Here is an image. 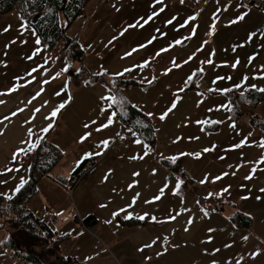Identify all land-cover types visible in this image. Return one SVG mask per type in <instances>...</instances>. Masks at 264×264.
Returning a JSON list of instances; mask_svg holds the SVG:
<instances>
[{
    "label": "crops",
    "instance_id": "obj_1",
    "mask_svg": "<svg viewBox=\"0 0 264 264\" xmlns=\"http://www.w3.org/2000/svg\"><path fill=\"white\" fill-rule=\"evenodd\" d=\"M7 15L0 23V194L12 196L27 178L30 150L14 154L46 136L62 160L26 207L43 220L68 219L64 233L53 229L79 246L72 250L79 254L67 253L76 264L78 255L83 264H264V100H236L232 119L227 93L264 89V10L239 0H89L67 29L84 51L81 63L68 61L61 43L43 48L15 11ZM81 68L87 74L75 76ZM128 104L154 122L155 147L115 116L113 107ZM117 133L128 141L119 152ZM86 154L94 164L72 189L56 180L67 182ZM159 157H182L191 186L177 189L178 177ZM66 192L79 208L54 204L51 194ZM236 211L250 217L249 227L231 221ZM88 214L98 218L93 228L81 223ZM117 216L148 223L123 226ZM85 234L97 241L91 255L81 251ZM4 236L0 230V242ZM0 264L21 263L0 246Z\"/></svg>",
    "mask_w": 264,
    "mask_h": 264
},
{
    "label": "trees",
    "instance_id": "obj_2",
    "mask_svg": "<svg viewBox=\"0 0 264 264\" xmlns=\"http://www.w3.org/2000/svg\"><path fill=\"white\" fill-rule=\"evenodd\" d=\"M89 0H0V14L17 11L22 20L36 34L40 45L45 49H51L62 44L64 55L68 61L82 62L84 51L76 42L70 43L67 29L79 17ZM240 1V0H239ZM243 3L242 1H240ZM244 4V3H243ZM246 5V4H245ZM249 6V5H247ZM252 7V6H251ZM64 20V25L61 23ZM87 74L81 68L75 76ZM91 79L93 77H90ZM122 76L114 77L118 83L129 84L121 80ZM230 99L229 116L234 119L239 115L235 101L259 103L264 100V91L247 89L242 93L227 92ZM114 108L117 119L141 138L145 147L153 148L156 145L155 124L151 118L141 109L128 104L121 111ZM212 127V126H209ZM47 133H45L46 135ZM38 147L27 152V178L19 187V190L6 197L0 194V230L5 233L0 242L3 253H11L13 258L21 264H75L76 259L60 253V246L66 240V235L58 234L45 220L27 209V203L38 193V183L43 177L50 176L51 169L62 158L63 153L46 136L36 142ZM161 166L178 177L177 189L184 191L191 186L187 173L183 170V158L166 159L159 157ZM94 164V158L87 157L74 168L67 182L56 179L60 183H68L73 188L82 179L87 170ZM123 226L143 227L148 221L134 217L123 218L117 216ZM231 221L237 227H249L250 217L236 211L231 216ZM81 223L93 228L98 223L94 214L86 215Z\"/></svg>",
    "mask_w": 264,
    "mask_h": 264
},
{
    "label": "rangeland",
    "instance_id": "obj_3",
    "mask_svg": "<svg viewBox=\"0 0 264 264\" xmlns=\"http://www.w3.org/2000/svg\"><path fill=\"white\" fill-rule=\"evenodd\" d=\"M13 12H14V10H13ZM16 12V14H17V16L20 18L21 16L19 15V13L17 12V11H15ZM9 17H12V16H9ZM8 19H10V18H8V15H7V13H5V14H0V23H1V21H5V20H8ZM61 23L64 25V20L63 19H61ZM7 28H9V29H11L10 30V32H13V29L15 28V24H12V22L11 21H9L6 25H5ZM0 29H2V27H0ZM29 31H31L32 33H34L31 29H29ZM73 33H71L70 35H72ZM2 35H4V34H2ZM1 40H5L4 38H2V37H0V41ZM55 49H57V47L55 48ZM65 58H66V56H65ZM66 159V158H65ZM61 160H62V158L59 160L60 162H61ZM64 162L65 163H67L68 161H67V159L66 160H64ZM81 162V161H80ZM79 162V163H80ZM78 163V164H79ZM77 164V165H78ZM56 165V164H55ZM54 165V166H55ZM76 165V166H77ZM75 166V167H76ZM74 167V168H75ZM74 168H73V170H74ZM53 169V168H52ZM51 169V170H52ZM72 170V171H73ZM57 179H60L59 177L57 178ZM53 197H54V204L56 205V206H58V205H60V204H62V203H66V204H68V203H71V204H73V205H75L77 208H79V203H78V197H74V201L72 202L69 198H68V193L66 192V193H64L63 195H60V193H52L51 194ZM85 205L83 206V207H85V208H87L88 206L90 207V203H89V201L87 200V198H85V199H82L81 200ZM46 222H48V224L52 227V228H54V229H58V231L59 232H62V233H64V231L66 230V227L68 226V225H70V223H68L67 222V220L68 219H65L64 217H53L52 215H50V216H48L47 218H45L44 219ZM60 223H62L61 225H60ZM72 232V234H74V232L73 231H71ZM91 232H92V230H91ZM93 234V233H92ZM86 236L84 237V238H82L81 239V243L82 242H84V249H82L81 251L84 253V254H86V255H88V254H92L93 253V249H94V247H95V244H96V239L93 237V236H91L92 238H90V240L88 239V234H85ZM74 242V241H73ZM77 243V242H76ZM79 246H74V245H69V244H65L64 243V241L62 242V244H61V246H60V253L61 254H64V255H67V253H69V254H74V255H77V254H79L78 253V251H76V253H73V251L72 250H76V248H78ZM79 256V262H78V264H83V262L81 261V255H78ZM75 264H76V262H75Z\"/></svg>",
    "mask_w": 264,
    "mask_h": 264
},
{
    "label": "snow or ice",
    "instance_id": "obj_4",
    "mask_svg": "<svg viewBox=\"0 0 264 264\" xmlns=\"http://www.w3.org/2000/svg\"><path fill=\"white\" fill-rule=\"evenodd\" d=\"M159 2H161V0H157V3H159ZM163 9H161V11H162ZM246 15V14H245ZM152 17H149V19H151ZM195 17H193V19H194ZM244 18V16L243 15H241L240 17H238V20H242ZM147 22V21H146ZM171 21H169V23H170ZM233 22H236V21H233ZM135 25H132V26H130V27H134ZM121 34H123V33H121ZM251 35H255V34H250V38H251ZM37 43H39V41H37ZM177 43H179V41H177ZM251 59V58H250ZM209 62H211V61H209ZM33 71H35V69L33 70ZM261 91H264V89H261ZM109 99H111L112 100V103L113 104H116L117 103V100H116V98L115 97H110ZM111 106V105H110ZM60 107H63V105H60ZM172 107L174 108L175 107V104H173L172 105ZM170 110V109H169ZM37 111H39V109H37ZM57 115V111H53L52 113H51V116L52 117H55ZM114 115V114H113ZM164 117L163 116H161V119H163ZM47 119V118H46ZM112 123V118L110 117L109 118V120H108V124H111ZM108 124H105V125H103V127H107L108 126ZM51 127V125H49L48 127H45V128H43V129H41V131L42 132H44V133H47L48 132V130H49V128ZM86 127H87V125H86ZM98 131L100 130V129H97ZM32 135V132H31V130H29V136H31ZM87 138V136H85V137H82V140L83 139H86ZM105 144L107 143V142H104ZM137 143H139V141H137ZM262 147H264V144H262L261 145ZM36 147H38V145L36 144V143H32L30 146H29V149H20L17 153H15L14 154V159L20 154V152H24V151H28V150H35V148ZM205 151H207V149H205ZM88 155H91V154H86V156H85V158H87V156ZM261 162H264V161H261ZM18 170V169H17ZM9 171H11V169H9ZM253 171H255V169L253 170ZM251 178V176H249V177H246V179H250ZM217 179H219V177L217 178ZM21 187L23 186L22 185V183H21V185H20ZM177 187H179V185H177ZM19 190V188H17V191ZM262 191H264V189H262ZM156 199H159V197H156ZM245 199H246V197H245ZM101 207H104V205H101ZM121 211H124V209H121ZM116 215H118V213H113V216H116ZM126 218H130V217H126ZM138 219H144V217L143 216H139V217H137ZM153 219H155V218H153ZM146 246H150V245H146Z\"/></svg>",
    "mask_w": 264,
    "mask_h": 264
},
{
    "label": "built area",
    "instance_id": "obj_5",
    "mask_svg": "<svg viewBox=\"0 0 264 264\" xmlns=\"http://www.w3.org/2000/svg\"><path fill=\"white\" fill-rule=\"evenodd\" d=\"M240 1H242L246 5H249V6L256 8V9L264 10V0H240ZM127 144H128V141L124 137V135L122 133H117L115 135L114 141L112 143V148L116 152H119L120 149Z\"/></svg>",
    "mask_w": 264,
    "mask_h": 264
}]
</instances>
